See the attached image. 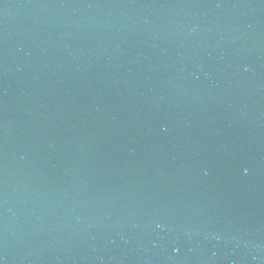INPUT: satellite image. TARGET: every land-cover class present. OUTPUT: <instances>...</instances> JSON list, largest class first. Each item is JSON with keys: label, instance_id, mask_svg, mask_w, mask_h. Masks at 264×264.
<instances>
[{"label": "water", "instance_id": "95a60500", "mask_svg": "<svg viewBox=\"0 0 264 264\" xmlns=\"http://www.w3.org/2000/svg\"><path fill=\"white\" fill-rule=\"evenodd\" d=\"M0 264H264V0H0Z\"/></svg>", "mask_w": 264, "mask_h": 264}]
</instances>
